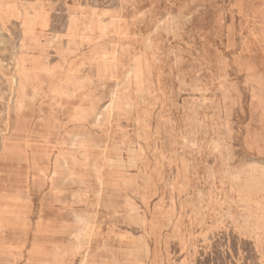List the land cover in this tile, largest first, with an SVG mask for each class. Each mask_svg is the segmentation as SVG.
I'll list each match as a JSON object with an SVG mask.
<instances>
[{
  "label": "rangeland",
  "instance_id": "obj_1",
  "mask_svg": "<svg viewBox=\"0 0 264 264\" xmlns=\"http://www.w3.org/2000/svg\"><path fill=\"white\" fill-rule=\"evenodd\" d=\"M0 177L3 264H264V0H0Z\"/></svg>",
  "mask_w": 264,
  "mask_h": 264
},
{
  "label": "bare ground",
  "instance_id": "obj_2",
  "mask_svg": "<svg viewBox=\"0 0 264 264\" xmlns=\"http://www.w3.org/2000/svg\"><path fill=\"white\" fill-rule=\"evenodd\" d=\"M20 13V12H19ZM31 24V23H30ZM20 25V24H19ZM19 57V56H18ZM14 60V59H13ZM22 60V59H21ZM95 68V67H94ZM115 70V69H114ZM36 80V79H35ZM31 75H28L23 69L21 72L10 79L11 86L14 91L17 92L18 98L25 99L26 101L30 102L34 105L35 101H38L42 95L39 87L37 85V81H35ZM18 101V100H17ZM11 103V101H10ZM9 104V103H8ZM37 104V103H36ZM43 106V105H42ZM47 108V107H46ZM55 114V113H54ZM39 122V121H38ZM16 125V124H15ZM45 127V126H44ZM18 130H23L24 125H22L21 120H19L17 126ZM34 128V127H33ZM56 128V127H55ZM13 130V129H12ZM53 130V129H52ZM58 130V129H57ZM11 131V130H10ZM32 132V131H31ZM46 132V131H45ZM30 133V132H29ZM34 133V131H33ZM56 133V132H55ZM47 134V133H46ZM43 135V134H42ZM59 135V134H58ZM23 136V135H22ZM29 136V135H28ZM38 136V135H37ZM44 136V135H43ZM39 137V136H38ZM51 137V136H50ZM55 137V136H54ZM70 137V136H69ZM42 138V137H41ZM59 139V138H58ZM64 139V138H63ZM8 140V139H7ZM22 141V140H21ZM36 141V140H35ZM61 142V141H60ZM4 143V142H3ZM8 143V142H7ZM58 143V142H57ZM18 144V143H17ZM30 144V143H29ZM43 144V143H41ZM52 145V144H51ZM55 145V143H54ZM44 146V145H42ZM7 154V153H6ZM15 154V153H14ZM43 155V154H42ZM8 156V155H7ZM15 157V156H14ZM77 161V160H76ZM19 162V161H18ZM81 163V162H80ZM1 178V177H0ZM3 179V178H2ZM6 179V178H5ZM16 182V181H15ZM52 182V181H51ZM53 186V182L51 183ZM50 184V186H51ZM60 184V183H59ZM55 185V182H54ZM15 189L18 186L15 184L11 185ZM42 186V185H41ZM27 187V186H26ZM10 188L7 184L0 185V225L4 227H12L17 229L15 226L18 222H22L27 220V208L23 201H21L18 197H15L13 194L11 196L8 195L7 190ZM48 188V187H47ZM50 188V187H49ZM35 189V188H34ZM21 191V190H20ZM26 193V192H25ZM31 195V193H30ZM104 197V196H103ZM43 198V197H42ZM49 198V197H48ZM30 199V198H29ZM61 199V198H60ZM63 199V198H62ZM32 200V199H31ZM65 200V199H64ZM106 206V205H105ZM44 204L42 206V212L40 214V221L55 219L57 218L56 214L50 212L49 215L44 214ZM56 210V209H55ZM54 211V210H53ZM70 213V212H69ZM77 213V212H76ZM53 223V222H52ZM66 224V223H65ZM69 225V224H68ZM66 226V225H65ZM70 226V225H69ZM46 227V226H45ZM90 227V226H89ZM60 228V227H59ZM63 228V227H62ZM73 228V227H72ZM47 230V229H46ZM45 230V231H46ZM54 231V230H53ZM77 232V231H76ZM83 236V235H82ZM234 241V240H233ZM224 244V243H223ZM65 248V247H64ZM47 250V249H45ZM79 250V249H78ZM54 251V250H53ZM80 251V250H79ZM190 251V250H189ZM85 252V251H84ZM29 255L31 257H37L41 255V248L40 244L35 242L33 243L32 250L30 251ZM47 255V254H45ZM63 255V254H62ZM20 259L24 258V255H19ZM6 257H13L14 264L20 263V259L18 261V256L16 253L11 252ZM70 257V256H69ZM78 257V256H77ZM2 258V257H1ZM0 258V259H1ZM53 261V260H52ZM60 261V260H59ZM28 263L30 264H40L38 261L30 260ZM27 263V264H28ZM0 264H3L0 262ZM23 264V263H22ZM60 264V263H59ZM245 264V263H244Z\"/></svg>",
  "mask_w": 264,
  "mask_h": 264
}]
</instances>
